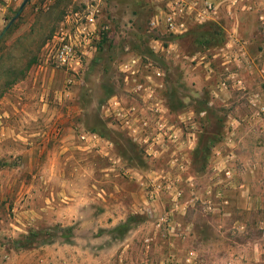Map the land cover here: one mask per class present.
<instances>
[{"label":"rangeland","instance_id":"374dc122","mask_svg":"<svg viewBox=\"0 0 264 264\" xmlns=\"http://www.w3.org/2000/svg\"><path fill=\"white\" fill-rule=\"evenodd\" d=\"M192 1L175 32L162 0L27 3L0 40V264H264V202L212 160L254 108L230 50L264 0Z\"/></svg>","mask_w":264,"mask_h":264},{"label":"crops","instance_id":"0c3cea01","mask_svg":"<svg viewBox=\"0 0 264 264\" xmlns=\"http://www.w3.org/2000/svg\"><path fill=\"white\" fill-rule=\"evenodd\" d=\"M243 43L230 50V53L240 67L238 71L243 81L241 85L243 83L248 100L252 102L254 108L249 105V109L244 110L248 116L241 122L232 123L236 131L233 139L234 149L227 150V144L224 143L226 146L217 147L216 152L219 154L213 156L212 160L225 164L229 169L224 171L227 177L233 176L231 170L234 169V179L232 181L224 179L223 188L228 192L230 188H235L239 194V208L250 210L253 207L257 209L260 201L264 202V140L256 139L253 141L254 144L247 141L248 138L251 140L252 131L259 137L264 136V118L257 121L254 117L256 113L262 114L264 109V40L255 36ZM241 49L246 50V57L239 53ZM234 158L237 160V166L232 164Z\"/></svg>","mask_w":264,"mask_h":264},{"label":"built area","instance_id":"2783aa9c","mask_svg":"<svg viewBox=\"0 0 264 264\" xmlns=\"http://www.w3.org/2000/svg\"><path fill=\"white\" fill-rule=\"evenodd\" d=\"M162 1L165 2V6H166V11L162 12L164 14V17H162L163 19L161 18L159 19L157 16L155 20L152 22V24L156 25L161 20L173 32H175V30L177 29H181L182 27H184V22H183L184 18L186 16H190L193 11L192 9L196 6V3H194V1L189 2V0H162ZM211 7H212L211 4L205 5L203 10L198 13L195 19L199 20L200 18L201 20H206V18L208 17L207 15L212 13ZM71 51L72 48L70 46L64 45L63 50L58 55V59H60V61H62L63 64L65 65L68 64V61L70 60V55H72L70 53ZM237 83L240 84L241 81L237 79ZM262 111H264V109H262Z\"/></svg>","mask_w":264,"mask_h":264},{"label":"water","instance_id":"95a60500","mask_svg":"<svg viewBox=\"0 0 264 264\" xmlns=\"http://www.w3.org/2000/svg\"><path fill=\"white\" fill-rule=\"evenodd\" d=\"M30 0H24L23 3L20 6V9L18 11V13L13 17V19L9 22V24L6 26V28L4 29V31L1 33L0 35V40L5 36V34L7 33V31L10 29V27L14 24V22L19 18V16L21 15V13L23 12L25 6L27 5V3Z\"/></svg>","mask_w":264,"mask_h":264},{"label":"flooded vegetation","instance_id":"af4514ba","mask_svg":"<svg viewBox=\"0 0 264 264\" xmlns=\"http://www.w3.org/2000/svg\"><path fill=\"white\" fill-rule=\"evenodd\" d=\"M189 128L191 129L192 127L190 126Z\"/></svg>","mask_w":264,"mask_h":264}]
</instances>
